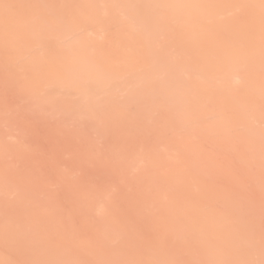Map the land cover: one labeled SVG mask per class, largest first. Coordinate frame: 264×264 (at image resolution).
I'll return each instance as SVG.
<instances>
[{"label":"rangeland","instance_id":"1","mask_svg":"<svg viewBox=\"0 0 264 264\" xmlns=\"http://www.w3.org/2000/svg\"><path fill=\"white\" fill-rule=\"evenodd\" d=\"M132 159L202 168L231 219L223 264H264V0H0V241L65 256L95 218L57 200L178 190Z\"/></svg>","mask_w":264,"mask_h":264},{"label":"bare ground","instance_id":"2","mask_svg":"<svg viewBox=\"0 0 264 264\" xmlns=\"http://www.w3.org/2000/svg\"><path fill=\"white\" fill-rule=\"evenodd\" d=\"M125 14L127 23L135 26L131 7ZM136 27L135 30L140 36L141 28L138 25ZM98 36H101V33ZM162 74L170 78L176 75L173 69ZM132 160L137 172L152 171L153 175H157L155 178L160 172H164L168 180L173 179V175L176 176L178 181L175 187L178 190H174V193L166 190L115 193L104 195L103 198L92 194H68L57 202L61 204L66 200V203L72 204V208L86 209L93 213L95 223L91 227L92 237L84 239L83 232L75 233L71 237L72 243L67 246L65 256L57 251L52 254L47 251L46 255V243L39 246L40 256L27 252L18 253L16 247H10L8 243L0 241L4 248V253H0V263L9 264V255L14 254L24 257L26 255L29 264H70L71 261L72 264H99L100 261L96 262L84 251H79L87 246L93 248L97 254H102L104 259L100 264H159L158 260L153 261L157 256H160V259L170 258L168 264H223L222 259L228 249L225 248V253L221 242L226 237L224 231L231 219L222 217L225 211L221 206L224 197L216 184L206 180L205 176L196 175V171L202 168L193 169L186 159ZM211 161L213 159H205L202 167L212 169ZM221 162L227 164L226 160ZM47 202L54 203V200L48 196ZM82 217L83 215L79 214L72 219ZM6 218L10 220L8 214ZM167 225H170L173 238V247L170 250H164L160 243L162 234L169 233ZM101 229L103 234L98 237L96 232L99 233ZM216 229L218 233H215ZM9 230L10 228L6 233ZM2 236L0 234V238ZM207 243L210 244L211 249L208 251L213 255V260H206L212 257L210 254L201 262L190 260L189 256L198 261L194 256L199 255L201 247ZM70 250H75V253L70 254Z\"/></svg>","mask_w":264,"mask_h":264}]
</instances>
